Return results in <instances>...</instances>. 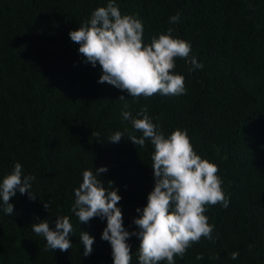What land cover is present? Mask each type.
<instances>
[{"label":"trees","instance_id":"obj_1","mask_svg":"<svg viewBox=\"0 0 264 264\" xmlns=\"http://www.w3.org/2000/svg\"><path fill=\"white\" fill-rule=\"evenodd\" d=\"M108 2L0 0V183L17 162L35 177V198L17 189L13 215L0 200V264H113L111 244L101 239L106 218L79 223L72 211L84 170L107 167L99 179L105 187L114 182L125 228L139 231L133 220L154 188V146L127 138L142 133L122 119L125 103L136 118L146 106L166 137L186 131L197 154L218 166L229 199L227 208L205 206L213 239L202 237L175 264H264V0H113L122 15L142 22L145 44L172 29L203 64L190 71V61L176 58L173 72L184 77L186 93L148 98L99 83L101 66L87 62L70 38ZM116 131L125 137L110 142ZM58 216L73 225L72 247L46 251L32 224L47 220L55 229ZM80 231L94 237L88 256ZM127 242L139 264L140 239Z\"/></svg>","mask_w":264,"mask_h":264},{"label":"clouds","instance_id":"obj_2","mask_svg":"<svg viewBox=\"0 0 264 264\" xmlns=\"http://www.w3.org/2000/svg\"><path fill=\"white\" fill-rule=\"evenodd\" d=\"M180 14L169 18L170 23L178 22ZM142 22L129 14L121 13L118 6L109 0L107 6L97 7L90 19L83 22L69 35L79 44V53L93 67L101 66L99 83H108L132 98L161 95H183L186 93L185 80L180 74H174L176 58L190 61V71L202 69L191 56L190 43L171 36L160 34L151 42L143 41ZM121 101L126 98L119 96ZM125 103L121 116L130 121L134 130L141 132L137 137L131 132L127 138L139 147L150 140L154 146L151 167L154 173V188L150 191L147 204L133 222L139 231L130 232L123 224V214L118 206L121 196L113 181L107 187L99 179V174L107 172L106 166L95 171L84 170L82 183L74 190L75 202L72 211L79 223H88L92 218H106V227L101 239L110 242L113 264H132L131 245L128 239L135 235L140 239L138 247L139 264H175V257L183 258L186 250L202 237L212 240L213 226L205 215L206 205L221 204L227 208L229 199L222 189V180L217 175L218 166L202 158L194 150L184 130L176 129L167 137L154 124L147 114V107L137 112V117L127 110ZM124 134L116 131L109 141L118 143ZM34 176L22 174V165L15 163L12 171L4 176L0 183V200L4 212L13 215L14 205L10 202L17 189L21 194L31 192ZM49 208V203L44 204ZM32 230L42 235L48 249L66 252L72 247L69 239L73 235V225L67 216H58L55 229L50 228L47 220L32 224ZM80 241L84 245V256L92 252L94 237L86 231H80ZM239 253L232 252L231 258L237 259ZM198 256L197 259H201Z\"/></svg>","mask_w":264,"mask_h":264}]
</instances>
